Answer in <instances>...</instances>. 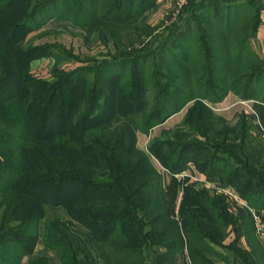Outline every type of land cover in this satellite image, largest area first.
<instances>
[{
	"label": "trees",
	"instance_id": "trees-1",
	"mask_svg": "<svg viewBox=\"0 0 264 264\" xmlns=\"http://www.w3.org/2000/svg\"><path fill=\"white\" fill-rule=\"evenodd\" d=\"M92 1L0 0V264H21L31 253L45 205L61 206L82 225L105 264H146L151 246L165 250L156 264H174L184 248L190 264H213L207 251L214 252L211 245L220 244L227 226L236 221L244 231L252 264H264V250L247 209L239 210L234 220L224 198L202 184L184 185L191 201H182L176 219L170 215L161 173L152 163L153 158L166 169L175 186L176 175L190 164L205 177L231 186L249 208L264 209V144L249 154L245 145L253 138L246 116L231 126L206 103L219 102L228 93L242 101L264 103V58L248 44V31L256 33L264 2L251 0L258 12L246 32L237 30L245 13L236 7L228 5L223 12L208 7L220 4L217 0L195 6L192 12L200 11L214 26L201 29L197 38L181 27L163 39L159 53L174 57L185 69L176 74L177 65L163 59L168 72L157 68L151 87L137 66L114 74L113 62L103 63L95 80L87 78L91 70L85 69L62 76L61 87L59 78L51 83L32 77L29 63L39 54L35 49L22 50L17 43L51 18L88 25L100 0L94 5ZM125 1L107 2L105 19L130 18L133 2L122 5ZM149 7L141 5V13ZM189 104L193 105L186 114L192 117L183 121L190 132L214 143L199 137L157 138L147 152L138 149L139 133L148 134ZM130 108L135 111L125 112ZM115 114L135 124L114 125ZM215 125L218 134L210 136ZM234 131L238 134H229ZM228 144L239 153L231 148L222 150L225 156L218 152ZM260 158V164L251 165ZM61 227L59 219H47L42 242L56 251L60 264H70L76 252L63 239ZM28 264L49 263L38 258Z\"/></svg>",
	"mask_w": 264,
	"mask_h": 264
},
{
	"label": "rangeland",
	"instance_id": "rangeland-1",
	"mask_svg": "<svg viewBox=\"0 0 264 264\" xmlns=\"http://www.w3.org/2000/svg\"><path fill=\"white\" fill-rule=\"evenodd\" d=\"M111 1L112 0H100L95 3L93 0L92 4L94 5L95 3L97 11L93 16L94 18L86 26L63 19L51 18L38 29L28 31V33L23 36V39L17 44H19V47L22 50L28 51L29 49H35L37 50H34L35 53L39 54L38 57L31 60L29 63V73L32 77L51 83L55 82L56 79L59 78V85L61 87L64 82V80H62L63 77L74 74L75 71L79 69L91 70L87 78L95 80L100 74L99 72L104 68L103 63L107 64L109 62H113V64H115V69H111L114 74H120L123 71L129 72L137 66L143 73V79L147 83V87H151V83L156 84L155 79L157 75L154 73L157 68L162 69L165 73L168 72L167 68H165V65L163 64V59H168L167 53L166 55H162L157 50L163 39H166L175 29L181 27L183 30L190 31L189 33H191V35L195 34L197 38L200 35L201 29H208V25L211 27L214 26L211 18H207L200 11L192 12L195 6L203 3L205 0H126L122 5L128 3L129 1L133 3L132 6L130 5L129 10L131 17L127 18L123 22L115 20L116 17L114 15V20L107 21V19H105L103 8L106 6L107 2L112 4L114 0L112 2ZM217 1H220V4L213 2L208 7L211 9L216 7V9L220 10V12L225 11L224 8L228 5H231L232 8L236 7L240 10V12L242 11L245 13L241 26L238 27L237 30H243L246 32L247 29L249 30L251 28L253 23L252 20H255L258 12V6L251 3V0H234L232 2L229 0ZM143 4H149L150 7L141 13V5ZM244 28L246 29L244 30ZM248 33L250 34L248 39L249 44V40L253 33L251 30L248 31ZM239 38L236 37L235 41H238ZM212 39L210 40L213 41ZM210 43L212 45V42ZM168 61L171 64H175V66L177 65L176 74L178 71V74H180L183 72V69H185V66H179L177 64L178 60L174 57H170ZM107 75L108 74L104 77ZM161 79L162 82L166 81L165 78ZM126 80L127 79L124 78L121 82L125 83ZM65 82L67 83V81ZM63 92H65L66 95L69 93L67 90ZM152 94L153 92L149 89L147 91L148 97H151ZM206 103L210 104L209 102ZM191 105L193 104L187 105L185 107L186 110ZM246 105L247 104L244 103L243 106L248 108ZM133 111H135L134 108H130L125 112ZM186 112L184 113L186 117L184 116L179 124L176 126H171V124V127L169 126V128H162L160 134L158 135L151 133L153 128L150 132H148V134L143 135L139 133V139L137 138L138 149L147 152L148 150H146V147L153 139L157 138L159 140L179 139L181 141H191L194 137L201 138L198 133L190 132L188 127L189 124L183 121L192 117V115L186 114ZM249 112L254 117V113L250 110ZM241 116L242 115H240V117ZM256 120L257 119L255 118L254 121L257 124ZM123 121L135 124L133 119H126L120 114H115L113 116L112 122L114 125ZM251 123L252 122L249 120L248 132L253 139L251 138L252 140L245 145L246 147L248 146L249 154L253 153V148L257 149L259 148L258 146L261 147V145L264 144L263 131L257 132V130L254 129V124ZM215 127L211 129V132L209 133L210 136H217L218 128L216 125ZM229 134L235 136L238 134V131L230 132ZM201 139L203 142H208L210 144L215 142L213 139ZM230 148L234 152L239 153V149L232 147L230 144H228V147L222 149L220 148L218 152H222L225 156L226 154H224L223 151ZM259 162H261V158L259 160H255L253 163L251 162V165ZM152 163L156 168L159 167L157 161L153 158ZM198 189L202 188L198 187ZM211 193L224 198L227 211L235 210V212L239 214V210H249V207L243 206L230 197L215 191H212ZM167 200L168 205L170 203V206L173 209L175 208V210L176 207H180L182 201H191L187 194L185 195V193L181 191L177 192L174 200ZM233 203L236 204L234 209L232 206ZM52 218H57L62 222V227L60 229L62 230V234L64 236L63 239L70 242L72 249L76 252L75 258H70L72 261L70 264H105L98 252L94 251L93 247L89 244L87 235H85L87 230L82 225L69 218L61 206L52 205H45L43 207V219L39 223L38 240L31 253L23 257L21 264H28L30 260L33 261L38 258H45L49 264H60L56 251L45 247L42 242L44 223L47 219ZM218 245L220 246L221 244L211 245L214 252L211 253L207 251V253L210 254L213 264H252L254 261V258L249 253H243L241 248L237 247L236 244L227 245L226 248L228 249L223 252ZM151 247L147 249L148 251L146 254H149V252L152 251L153 248L150 250ZM229 250H233L235 252L236 256H234L237 258V262H234L233 260L229 261V256L227 255V257L223 254H227ZM146 264H154L153 258L150 259L149 263L146 261Z\"/></svg>",
	"mask_w": 264,
	"mask_h": 264
},
{
	"label": "crops",
	"instance_id": "crops-1",
	"mask_svg": "<svg viewBox=\"0 0 264 264\" xmlns=\"http://www.w3.org/2000/svg\"><path fill=\"white\" fill-rule=\"evenodd\" d=\"M229 1L232 2L234 0H229ZM260 13H261L260 24H259V27L257 28L256 33L251 36L249 40V46L251 47L253 52L258 57L259 56L264 57V8L261 10ZM244 103L247 104L246 106L248 108L243 106ZM244 103L238 97L234 96L231 93H228L223 100L216 102V103L207 104V106L211 108L214 114L218 115L220 118H222L226 123H228L231 126H234L238 122L240 115H245L246 118L252 122L251 124H254V127H255L254 129L257 130V132H261L262 131L261 129L264 128V103L262 102L259 103V102L252 101V100H244ZM249 110L252 111V113H254V117L249 112ZM185 112H186V108L177 112V114H174L173 116L169 117L160 126L153 128L151 133L158 135L160 134V131L162 128L164 129L169 128L171 124H172L171 126H176L177 124L180 123V121L185 116L184 115ZM255 118L259 121V125L255 123L254 121ZM138 139H139V136H138ZM157 168L160 171L161 176H162V183H164V195L166 199L174 200L175 195L177 194L178 191L183 192L184 185L195 186V184H201L199 182H192L188 177L189 175L194 176L195 178H197V180L202 181V182L207 181L210 183L220 184L217 178L215 177L207 178L201 173L197 172V170L192 165L188 164L187 169L182 172L186 176L175 177V181L178 182V186H175L171 174L161 166ZM235 205L236 204L233 203L232 205L233 209ZM169 210H170L171 216H173L176 219L179 218L178 216L179 207H176V210H175V208L173 209L169 203ZM255 212H257V214L259 215L258 225L261 230L260 233L256 232V237L264 250V209L255 210ZM228 214H231L233 219L237 220L238 214L235 212V210L228 211ZM225 231H226V234L219 238L221 245L220 246L218 245V247L221 249L222 252L228 249L226 248L227 245L236 244L237 247L241 248L243 253L245 254L249 253L250 248L248 247L247 240L244 236V231L242 230V227L239 221H236L234 225L230 224L229 226H227ZM151 249L154 254L152 253V251L149 252L148 257H147V262L149 263L150 259L153 258L154 264H155L157 262V257L160 254H162L165 250L157 246H153L150 248V250ZM223 254L226 256L227 255L229 256V261L233 260L234 262H237V258L235 257L236 255L233 250L231 251L229 250L227 254L226 253H223ZM174 264H190V260H189V257L187 255V251L185 248L179 255H177Z\"/></svg>",
	"mask_w": 264,
	"mask_h": 264
},
{
	"label": "built area",
	"instance_id": "built-area-1",
	"mask_svg": "<svg viewBox=\"0 0 264 264\" xmlns=\"http://www.w3.org/2000/svg\"><path fill=\"white\" fill-rule=\"evenodd\" d=\"M257 125H259V121H257ZM264 133V128L261 129ZM184 177L186 176L185 174L183 173H180L178 175H176V177ZM189 179L192 181V182H199L201 183L203 186H205L206 189H208L210 192L212 191H215L217 193H220V194H223L227 197H230L232 198L233 200H235L236 202L242 204L243 206H247L244 201H242L235 193L234 189L231 187V186H224L222 184H219V183H210V182H207V181H199L197 180V178H195L194 176H188ZM248 207V206H247ZM249 211H250V214H252V217H253V222H254V226H255V231L260 233L261 230L259 228V215L257 214V212H255L254 209L252 208H249Z\"/></svg>",
	"mask_w": 264,
	"mask_h": 264
},
{
	"label": "water",
	"instance_id": "water-1",
	"mask_svg": "<svg viewBox=\"0 0 264 264\" xmlns=\"http://www.w3.org/2000/svg\"><path fill=\"white\" fill-rule=\"evenodd\" d=\"M257 2L259 1V2H264V0H256Z\"/></svg>",
	"mask_w": 264,
	"mask_h": 264
}]
</instances>
